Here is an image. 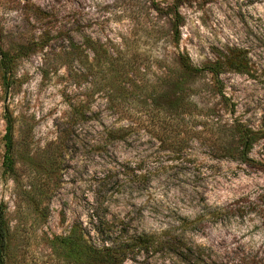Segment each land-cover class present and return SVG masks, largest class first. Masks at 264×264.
<instances>
[{"label":"rangeland","instance_id":"374dc122","mask_svg":"<svg viewBox=\"0 0 264 264\" xmlns=\"http://www.w3.org/2000/svg\"><path fill=\"white\" fill-rule=\"evenodd\" d=\"M0 33L26 53L6 96L0 87L5 264H81L52 245L74 227L95 246L175 237L191 250L182 262L132 246L120 264H264V140L250 168L219 150L228 139L214 118L169 110L180 58L201 67L241 49L248 72L219 78L227 105L208 75L187 80L185 100L218 124L264 130V0H0ZM5 108L13 174L2 165ZM111 129L121 138L103 140ZM183 219L198 221L180 235Z\"/></svg>","mask_w":264,"mask_h":264},{"label":"trees","instance_id":"16d2710c","mask_svg":"<svg viewBox=\"0 0 264 264\" xmlns=\"http://www.w3.org/2000/svg\"><path fill=\"white\" fill-rule=\"evenodd\" d=\"M177 7L178 6H176V8ZM174 14L176 17L178 16L177 13ZM92 51L94 54L96 53L95 48H92ZM25 55L26 53L23 47L16 46L13 49H6L0 33V87L4 96L8 94L9 89H12V85H14L12 78L18 58ZM248 64L247 53L236 48L226 51L215 61L204 64L201 67H194L190 64L188 59L184 57L180 58V72L178 75H175L178 80L175 86L178 88L180 96L177 101L169 107V110H173L172 112L179 111L183 115L189 113L191 108H194L201 117L214 118V124L217 125L218 128L223 129L225 137L228 139L227 143L224 144L222 140L218 138L219 150L230 160L239 161L250 168L259 169L261 165L251 159L249 155L254 145L258 141L264 140L263 129L253 130L239 121H234L229 126L218 124L217 122L219 119L218 117H214L215 114L212 109L200 108L196 104L185 100V96H187V80H194L197 77L208 75L214 81L215 94L220 95L221 101L227 105L228 101L222 94V89L220 87V76L227 71L245 74L248 72ZM76 116H78L77 120H82L85 116V112L79 109L76 112ZM3 121L4 135L1 141L4 147V156L2 165L6 172L13 174L17 162L16 153L18 152H16V146L18 142L15 139L16 118L12 116L8 108L4 109ZM217 133H220V130H217ZM121 136L122 135H120L116 129H111L106 132L103 140L111 142L121 138ZM25 143L26 142H22L23 147ZM197 221V219L191 221L183 219L180 225L176 227V229L179 230L178 234L181 235L182 231H180V229L182 226L186 224L194 225ZM119 237H121V235ZM9 240L10 229L3 214L0 212V264H5V257L8 252L10 253ZM175 240V237L174 241L173 237L169 239H153L152 237H147L146 242L140 238L128 237L120 246H117L118 244L115 243L116 241L107 244V240H102L101 245L95 246L90 242V239L82 230L74 227L67 236L57 240L55 239L52 245L57 244L60 251H63L67 256L73 258L75 262L81 264H83L82 262H85V264H120L123 262L132 246L141 247L143 244L145 248H147V253H155L157 249L162 248V250H167L171 256L182 260V262H187L191 250L179 247L178 242ZM79 260H82V262Z\"/></svg>","mask_w":264,"mask_h":264}]
</instances>
